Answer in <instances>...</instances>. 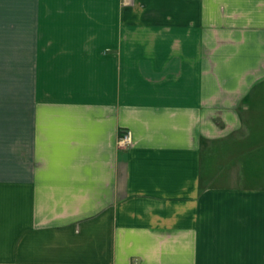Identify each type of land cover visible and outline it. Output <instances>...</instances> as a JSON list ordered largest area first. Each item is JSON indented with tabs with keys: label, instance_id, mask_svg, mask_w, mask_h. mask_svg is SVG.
I'll list each match as a JSON object with an SVG mask.
<instances>
[{
	"label": "crops",
	"instance_id": "obj_1",
	"mask_svg": "<svg viewBox=\"0 0 264 264\" xmlns=\"http://www.w3.org/2000/svg\"><path fill=\"white\" fill-rule=\"evenodd\" d=\"M0 264H264V0H0Z\"/></svg>",
	"mask_w": 264,
	"mask_h": 264
},
{
	"label": "built area",
	"instance_id": "obj_2",
	"mask_svg": "<svg viewBox=\"0 0 264 264\" xmlns=\"http://www.w3.org/2000/svg\"><path fill=\"white\" fill-rule=\"evenodd\" d=\"M132 143V136L129 130L120 131L117 137V145L126 148Z\"/></svg>",
	"mask_w": 264,
	"mask_h": 264
}]
</instances>
